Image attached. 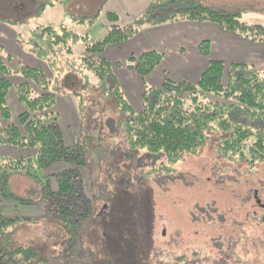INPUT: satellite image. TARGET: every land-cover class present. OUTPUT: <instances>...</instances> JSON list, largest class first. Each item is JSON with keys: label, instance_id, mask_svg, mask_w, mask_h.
<instances>
[{"label": "rangeland", "instance_id": "374dc122", "mask_svg": "<svg viewBox=\"0 0 264 264\" xmlns=\"http://www.w3.org/2000/svg\"><path fill=\"white\" fill-rule=\"evenodd\" d=\"M188 4L264 25V0ZM105 8L106 0H0V18L23 25L34 49L41 46L37 54L54 72L52 90L78 102V130L68 123L63 130L69 144L84 149L81 187L91 208L72 237L62 217L46 211L42 192L57 188L55 175L73 164L56 162L40 171V180L9 171L10 192L27 200L0 203L5 216L22 218L10 228L11 242L36 248L42 262L30 264H264V163L228 161L214 139L175 164L127 145L118 127L124 112L82 63L86 43L107 33ZM142 16L131 23L151 21ZM48 26L70 33L56 52L48 44L55 36L43 31ZM64 81L76 86L67 89ZM240 115L232 113L251 123Z\"/></svg>", "mask_w": 264, "mask_h": 264}, {"label": "trees", "instance_id": "16d2710c", "mask_svg": "<svg viewBox=\"0 0 264 264\" xmlns=\"http://www.w3.org/2000/svg\"><path fill=\"white\" fill-rule=\"evenodd\" d=\"M142 15L151 18L148 23L151 26L182 20L207 21L251 41L264 42L262 23H248L228 12L189 5L188 0H155ZM105 17L107 33L97 41L86 43L82 63L95 75L99 88L103 90L104 87L106 93L113 95L118 108L124 112L118 127L125 133L130 149L161 155L168 164H175L186 155L197 154L214 139L220 155L228 161L241 160L251 168L264 163V69L246 63H231L228 67L223 61L211 60L196 83L176 82L167 77L159 87L146 86L142 108L135 110L114 73V67H120L121 63L113 64L104 57V52L109 45L121 46L135 37L141 27L131 22L120 24L115 12L108 11ZM62 30L65 36L58 34L53 26L43 30L55 36L48 42L50 51L56 52L60 41H67L66 34L70 33ZM73 36L77 39L78 35ZM199 49L208 56L210 42L202 41ZM163 59V53L151 50L139 56L132 55L125 62L127 68L145 78ZM10 60L8 55L0 60V147L30 148L35 154L17 159L0 155V203L3 200L27 201L10 192L7 185L9 171H21L40 180V171L56 162L73 164L55 175L57 188L44 189L42 200L46 211L60 215L74 237L81 219L91 215L89 200L81 187V167L86 164L84 149L79 144L66 143L53 111L57 93L52 90L51 80L45 71L23 64L13 70L9 66ZM13 76H19L22 82L14 84ZM63 83V87L71 90L76 86L72 82ZM13 87L25 108L16 123L10 122L12 114L7 103L8 93ZM72 94L80 95L75 91ZM233 112L241 114L240 117H249L251 123H244L238 120L239 117L233 119ZM19 221H22L21 217H7L0 211V264L42 262L33 246L11 242L10 228Z\"/></svg>", "mask_w": 264, "mask_h": 264}, {"label": "crops", "instance_id": "0c3cea01", "mask_svg": "<svg viewBox=\"0 0 264 264\" xmlns=\"http://www.w3.org/2000/svg\"><path fill=\"white\" fill-rule=\"evenodd\" d=\"M154 1L106 0L105 10L115 12L119 16V23L124 25L135 20L138 15L144 14ZM105 21L107 25L106 17ZM14 23L0 18V60H4V57L8 55L11 57L9 66L13 70L21 64L41 68L51 80L54 72L48 62L36 54L37 49L35 50L30 42L31 33L28 34L27 30H23V25L16 26ZM204 40L210 42L208 56H204L199 49L200 43ZM151 50L163 53L164 59L148 76L143 78L135 70L127 68L125 61L130 56H139ZM2 54H5L4 57L1 56ZM104 57L113 64L121 63L120 67H114L117 81L131 106L135 110H141L142 95L146 86L159 87L167 77L176 82L196 83L211 60L223 61L228 67L231 63H246L263 70L264 42L251 41L236 32L224 29L217 23L207 21L182 20L157 26L146 23L135 37L121 46L109 45L104 52ZM11 80L14 84L22 82L19 76H13ZM67 94L64 92L57 96L53 111L58 117L66 143L71 145L66 140L63 126L68 123L77 131L79 114L76 98ZM7 103L12 114L10 122L16 123L25 108L18 100L14 87L8 93ZM32 151L34 150L30 148L21 149L8 145L0 147L1 156L5 157L10 152L14 154V159L34 155L35 151Z\"/></svg>", "mask_w": 264, "mask_h": 264}, {"label": "water", "instance_id": "95a60500", "mask_svg": "<svg viewBox=\"0 0 264 264\" xmlns=\"http://www.w3.org/2000/svg\"><path fill=\"white\" fill-rule=\"evenodd\" d=\"M258 202H260V200H257Z\"/></svg>", "mask_w": 264, "mask_h": 264}]
</instances>
